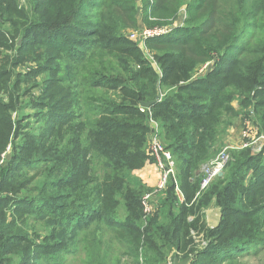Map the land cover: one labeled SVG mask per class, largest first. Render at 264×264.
I'll use <instances>...</instances> for the list:
<instances>
[{
	"label": "trees",
	"instance_id": "trees-1",
	"mask_svg": "<svg viewBox=\"0 0 264 264\" xmlns=\"http://www.w3.org/2000/svg\"><path fill=\"white\" fill-rule=\"evenodd\" d=\"M140 3L144 25L171 30L144 48L128 39L137 0H0V264L80 251L86 264H246L264 252V147L235 151L201 191L235 119L246 111L264 133V0ZM150 119L177 173L148 220L134 172L154 163ZM211 206L220 222L206 228Z\"/></svg>",
	"mask_w": 264,
	"mask_h": 264
},
{
	"label": "rangeland",
	"instance_id": "rangeland-1",
	"mask_svg": "<svg viewBox=\"0 0 264 264\" xmlns=\"http://www.w3.org/2000/svg\"><path fill=\"white\" fill-rule=\"evenodd\" d=\"M137 3H138V7H139L138 19H139V22H140V27L141 28L143 27L146 30H154L155 28H158V26H154V27H149L148 28L146 25L143 24V22L141 20L142 17H141V3H140V0H137ZM185 20H186V10L183 8V10H181L180 16H179L178 20L176 21V24L175 25L176 26L182 25ZM19 44L21 45V41H19ZM137 44L141 48H144L143 44H140V43H137ZM145 54L147 55V57L150 60V56L148 55V54H150V52H146ZM27 66H28V68H31L32 67V65H30V64L29 65H26L22 69V71L28 70V69H26ZM208 69H209V66L207 68H204L203 70H202V67H201L199 69V71L197 72V76H204L205 75V72ZM233 105H234V107L239 108L237 102H235ZM22 113L25 114V115H29L31 117L30 118V122H29L30 123V128L29 129H38L39 128L40 125H38L36 123L35 118L33 117V115L35 113L34 110H32L29 107V108H26ZM245 113H246V111L244 112V114L241 117L235 119L232 122V124L230 126H228V129L226 131V135L223 137V144L219 147L217 153L215 154V156H214V158L212 160L216 159V157L226 147H237V146H241L245 142V139L243 137H245V133H246L247 129H250L252 131V128H253V131H257V127L252 123L251 120L248 119V116H246ZM249 133H251L252 136L255 135V133H253V132H249ZM258 134H259V136L257 137L258 138V140H257L258 143H257L256 146L259 147V146L263 145V147H264V133H259L258 132ZM239 150H243V149H233V150H230L228 152L229 159H228V162H227V164L225 166V169L227 168V166L229 165V163L232 161V154L235 151H239ZM262 151H263V148H262ZM7 154L9 155V153H7ZM252 154H253V152H252ZM258 154H260V153L253 154V155H258ZM6 155H4V158L6 157ZM147 166H148L147 168H145V169L143 168L144 170L142 169V170H139V171H135L134 172V176L137 177L138 179H141L142 180V183L149 189L148 194H152V193L154 194V193H156V190H157V186H158V182H159V177H160V172L157 169V167L154 165V163H148ZM225 169H224V171H225ZM224 171L221 172V173L224 174ZM201 173H202V175L204 177L203 170H201ZM31 174H33V172ZM218 177H219V175H218ZM153 178H155V180ZM211 184H210V186H211ZM207 189H205V190H207ZM205 190H203V191H205ZM158 195L159 194H155L156 197ZM208 210H209V212L207 214L206 213L204 214L205 217H204L203 223L206 226V228H211L212 226L213 227H216L214 225H215L216 220H217L218 209L215 208V207H213V206H211ZM152 216L153 215L148 216L147 219L149 220ZM145 225H146V223H145ZM196 235H197V233L194 234V236L197 238V241L198 242H204L203 241V238H204V234L203 233H200L197 236ZM203 246L204 245H202L201 247H203ZM79 253L80 254H78L77 256H73V257L66 255L65 256V259H66L65 264H86L88 258H86L85 253L84 252H81V251ZM120 258H121V264H131L130 260L128 261L127 258H124V256H121ZM243 262H245L246 264H264V252L260 253L257 256H247L245 259H243ZM161 264H173L172 255L169 256L166 259V261L164 263H161Z\"/></svg>",
	"mask_w": 264,
	"mask_h": 264
},
{
	"label": "built area",
	"instance_id": "built-area-1",
	"mask_svg": "<svg viewBox=\"0 0 264 264\" xmlns=\"http://www.w3.org/2000/svg\"><path fill=\"white\" fill-rule=\"evenodd\" d=\"M169 27H162V28H155L154 30H146L145 28H140L137 31H132L128 34V39L135 42L143 44L147 39L152 38H158L162 37L163 35H166L170 32ZM210 66V64H206L202 67V70L204 68H207ZM201 70V71H202ZM144 108L141 109L142 112H144ZM150 127L151 132L148 138V151L150 154V157L154 159V165L157 167V169L160 172L159 182L157 186L156 193L152 194H146L143 197V208H144V215L145 219L150 216L154 215V213L157 211V202L155 201V194H160L164 192L167 189V184L171 177H175L176 175V166L174 159L169 151L165 149V145L162 142L161 135H160V128L156 121L153 119H150ZM255 133L254 136L251 135L249 132ZM259 132V130L257 129ZM252 131L250 129H247L245 133V142L241 146L237 147H226L217 157L216 159L210 161L208 164L204 165L203 170V180L201 182V191L207 189L210 184L218 177V175L224 171L225 166L228 162V152L233 149H251L253 154L260 153L262 151L263 145L257 147V140H258V132ZM177 194L181 196V192L176 187Z\"/></svg>",
	"mask_w": 264,
	"mask_h": 264
},
{
	"label": "water",
	"instance_id": "water-1",
	"mask_svg": "<svg viewBox=\"0 0 264 264\" xmlns=\"http://www.w3.org/2000/svg\"><path fill=\"white\" fill-rule=\"evenodd\" d=\"M159 99H156L155 101L153 102H149V103H142L141 104V107L144 108V109H150ZM223 176V173H220L219 174V177H222ZM191 262V258H187L185 260H180L178 257H174L173 259V264H190Z\"/></svg>",
	"mask_w": 264,
	"mask_h": 264
},
{
	"label": "crops",
	"instance_id": "crops-1",
	"mask_svg": "<svg viewBox=\"0 0 264 264\" xmlns=\"http://www.w3.org/2000/svg\"><path fill=\"white\" fill-rule=\"evenodd\" d=\"M147 167H148V166L146 165V166L144 167V169L147 168ZM144 169H143V170H144ZM153 179L155 180V178H153ZM215 208H216V207H215ZM217 209H218V208H217ZM208 212H209V210L207 209V210L204 212V214H205V213L207 214ZM219 222H220V210L218 209L217 220H216V223H215L214 226H217V225L219 224ZM212 227H213V226H212ZM212 227H211V228H212Z\"/></svg>",
	"mask_w": 264,
	"mask_h": 264
}]
</instances>
